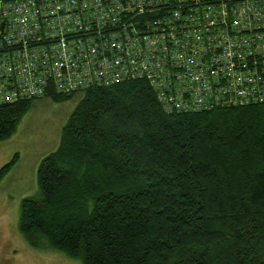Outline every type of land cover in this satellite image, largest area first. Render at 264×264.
<instances>
[{"label": "trees", "instance_id": "16d2710c", "mask_svg": "<svg viewBox=\"0 0 264 264\" xmlns=\"http://www.w3.org/2000/svg\"><path fill=\"white\" fill-rule=\"evenodd\" d=\"M118 72L0 106L2 142L36 101H78L21 204L24 241L78 264H264V103L165 111L147 79Z\"/></svg>", "mask_w": 264, "mask_h": 264}, {"label": "built area", "instance_id": "2783aa9c", "mask_svg": "<svg viewBox=\"0 0 264 264\" xmlns=\"http://www.w3.org/2000/svg\"><path fill=\"white\" fill-rule=\"evenodd\" d=\"M1 5L0 106L108 84L118 71L147 79L165 111L264 103V0Z\"/></svg>", "mask_w": 264, "mask_h": 264}, {"label": "rangeland", "instance_id": "374dc122", "mask_svg": "<svg viewBox=\"0 0 264 264\" xmlns=\"http://www.w3.org/2000/svg\"><path fill=\"white\" fill-rule=\"evenodd\" d=\"M77 102L36 101L12 137L0 142V170L11 165L0 181V264H78L59 252L35 251L18 228L22 202L37 195L41 161L58 148Z\"/></svg>", "mask_w": 264, "mask_h": 264}]
</instances>
